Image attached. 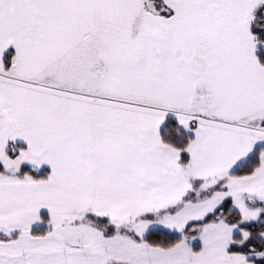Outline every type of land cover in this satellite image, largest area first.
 Here are the masks:
<instances>
[{"label":"snow or ice","instance_id":"1","mask_svg":"<svg viewBox=\"0 0 264 264\" xmlns=\"http://www.w3.org/2000/svg\"><path fill=\"white\" fill-rule=\"evenodd\" d=\"M0 264H264V0H0Z\"/></svg>","mask_w":264,"mask_h":264}]
</instances>
